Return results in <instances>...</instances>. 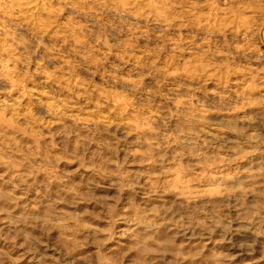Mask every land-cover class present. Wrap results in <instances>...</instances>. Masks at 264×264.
I'll return each instance as SVG.
<instances>
[{
  "label": "clouds",
  "instance_id": "clouds-1",
  "mask_svg": "<svg viewBox=\"0 0 264 264\" xmlns=\"http://www.w3.org/2000/svg\"><path fill=\"white\" fill-rule=\"evenodd\" d=\"M0 264H264V0H0Z\"/></svg>",
  "mask_w": 264,
  "mask_h": 264
}]
</instances>
